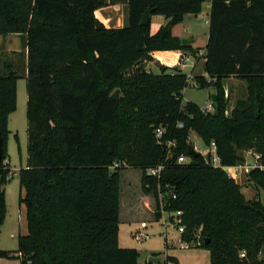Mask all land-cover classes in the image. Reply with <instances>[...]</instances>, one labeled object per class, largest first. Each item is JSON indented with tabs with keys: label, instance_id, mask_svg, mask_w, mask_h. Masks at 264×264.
Wrapping results in <instances>:
<instances>
[{
	"label": "trees",
	"instance_id": "obj_1",
	"mask_svg": "<svg viewBox=\"0 0 264 264\" xmlns=\"http://www.w3.org/2000/svg\"><path fill=\"white\" fill-rule=\"evenodd\" d=\"M210 3L205 87L219 88L214 112L183 102L188 74L179 66L147 69L158 50H182L173 27ZM127 4V22L108 27L96 11ZM152 8L168 22L152 32L142 14ZM0 34L25 35L27 48V164L19 171L20 203L28 232L16 251L0 258L21 264H142L136 248L119 242L122 172H142L141 186L166 211L181 210L189 244L205 245L211 264L264 263V169L250 171L262 198H247L243 185L200 153L187 163L190 136L216 144L222 165L245 161L255 146L264 164V0H0ZM247 82L245 97L227 113L222 81ZM14 63L0 68V229L7 215L5 185L12 178L7 140L17 108ZM117 88L120 95L113 97ZM184 126L179 127L178 123ZM163 134L158 137L156 130ZM170 141L174 145L169 146ZM125 165L111 169L115 162ZM164 164L159 177L147 170ZM209 239L206 243L205 239ZM244 256H241L242 253Z\"/></svg>",
	"mask_w": 264,
	"mask_h": 264
},
{
	"label": "rangeland",
	"instance_id": "obj_2",
	"mask_svg": "<svg viewBox=\"0 0 264 264\" xmlns=\"http://www.w3.org/2000/svg\"><path fill=\"white\" fill-rule=\"evenodd\" d=\"M111 24L123 26L127 22V4L113 6ZM210 3L203 5V10L197 15L189 14L184 22L176 26L175 32L196 38L192 45L200 49L203 54L207 43L209 31ZM162 15H151L152 32H156L158 23L163 22ZM25 35L0 34V68L3 60L14 63L20 78L17 82V108L9 115L8 128L10 130L7 140L8 161L12 170V178L5 185L7 215L0 229V249L16 251L18 249L19 234L28 232L26 208L20 203V194L23 190L20 186L19 171L27 164L28 122H27V48H25ZM154 55V53H153ZM185 55H188L185 53ZM191 55V53H189ZM199 54L187 60L183 68L186 74H192L187 87L183 91V102L192 101L201 108L213 102V95H218L219 88L214 82L205 87H200L197 76L205 75V60ZM195 58V59H194ZM158 60V59H156ZM155 61V60H154ZM154 61H147V69L160 72V67ZM196 61V62H195ZM195 63V68H193ZM181 68V67H180ZM182 69V68H181ZM205 78L210 81L209 75ZM224 98L227 100V113L235 107L239 98L247 93V82L239 77L228 76L222 81ZM115 91V90H114ZM192 144L201 148L203 154L209 156V147L196 135H191ZM250 149L255 150L253 146ZM253 164V160L248 158ZM125 163V162H124ZM142 172L139 168L127 167L122 172V193L120 205L119 242L122 247L136 248L139 253V262L142 264H211L210 250L205 245L187 244L182 241L180 233L175 228H168L164 234L161 224L155 222L156 214L155 198L145 192L141 186ZM249 173L235 178L243 185L242 192L247 198H262L263 189H259L255 182L249 180ZM148 221V227L142 228L141 222ZM143 230L148 236L142 241L135 238V232ZM161 257L158 262H149L150 256ZM264 257V252H262ZM0 264H21L19 259L0 258ZM264 264V263H262Z\"/></svg>",
	"mask_w": 264,
	"mask_h": 264
},
{
	"label": "built area",
	"instance_id": "obj_3",
	"mask_svg": "<svg viewBox=\"0 0 264 264\" xmlns=\"http://www.w3.org/2000/svg\"><path fill=\"white\" fill-rule=\"evenodd\" d=\"M185 56H186V60H188V56L187 55H185ZM191 77H192V74H189L188 78L190 79ZM201 109L204 113H209V112H214L216 107H215L214 103L211 102L207 106L202 107ZM178 126L183 127L184 126L183 122H179ZM156 134L158 137H161L163 134V130L161 128H158L156 130ZM190 140H191V136H190ZM168 145L169 146L174 145V142L170 141L168 143ZM193 145H194V143H193ZM194 146L205 157V161L207 164L214 166V167H221V168L225 169L227 171L228 175L233 177V178H236L239 175L250 173V171L255 169V168L264 169V164L262 163V154L257 152L256 150H253V149H247L244 151L245 161L243 163L225 166V165H222L220 157L217 154L215 142H212L211 145L208 146L209 150H210L209 156H206L205 154H203V151L201 148H197L196 145H194ZM248 158H251L253 160V164H252V162L250 163L248 161ZM190 160H191L190 156L181 155L178 157L179 163H187ZM122 165H125V164L123 162L115 161L110 167H111V169H115L116 167L122 166ZM163 168H164V164L161 163V164H158L156 166L148 168L147 173H148V175L159 177ZM160 202H161V208H160L161 216H160V218L154 217L155 222H158L159 224H161L163 226L164 234L167 233L168 228H175L181 235L185 231V225L183 224V212L181 210L166 211L163 208L161 193H160ZM153 212L156 214V210H154ZM141 227L147 228L148 227V221H146V220L142 221ZM147 236L148 235L143 230H138L137 232H135V238L138 241H142ZM187 244L189 245V243H187ZM244 255H245V253L243 252L241 254V256H244Z\"/></svg>",
	"mask_w": 264,
	"mask_h": 264
},
{
	"label": "crops",
	"instance_id": "obj_4",
	"mask_svg": "<svg viewBox=\"0 0 264 264\" xmlns=\"http://www.w3.org/2000/svg\"><path fill=\"white\" fill-rule=\"evenodd\" d=\"M115 5L116 4L110 5V6H107V7H103V8H101V9H99V10L96 11L97 17L101 21H103L105 23V25L108 26V27H121V25H116V24L112 25L111 24V20L112 19H111L110 12L113 11L112 9H113V6H115ZM188 15H186V16H188ZM185 19H186V17H185ZM163 22L164 23H162V21H160V23H158V27H157V30L156 31H158V29L162 25L166 24L168 22V20L165 18V20H163ZM208 23H209V21H208ZM179 24H181V23H179ZM179 24H177V25H175L173 27V34L179 36L180 38H182V37H189V36L183 35L182 32L181 33L175 32V28ZM208 36H209V31H208V35H207V41H208ZM190 37H192V36H190ZM194 41H196V38H194ZM200 54H203V52L201 50H200ZM154 56H155L156 59H159L164 65L169 66V67L179 66V67L182 68V70L184 68V65L186 64L185 62L187 61L186 60V56L184 54V51H182V50H158V51H155L154 52ZM187 56H188V60H190L191 58H193L189 54ZM155 61H154V64H155ZM193 68H195V63H194ZM161 260H162V258H161Z\"/></svg>",
	"mask_w": 264,
	"mask_h": 264
},
{
	"label": "water",
	"instance_id": "obj_5",
	"mask_svg": "<svg viewBox=\"0 0 264 264\" xmlns=\"http://www.w3.org/2000/svg\"><path fill=\"white\" fill-rule=\"evenodd\" d=\"M152 8H148L143 14H142V20L141 23L142 24H148L151 22V15H152ZM181 41L184 45H189L192 44L194 41V38L192 37H182ZM156 66L161 67L163 65V63L158 59L155 61ZM120 95V89L117 88L113 93L112 96L113 97H118ZM213 100L216 101L217 100V95H213ZM3 142L2 139H0V162L3 160ZM188 154L191 157H197L199 156L200 152L195 148V146L193 144H189L188 145ZM205 242L208 243L209 239H205ZM161 260V257H157V256H150L149 257V262H158Z\"/></svg>",
	"mask_w": 264,
	"mask_h": 264
}]
</instances>
